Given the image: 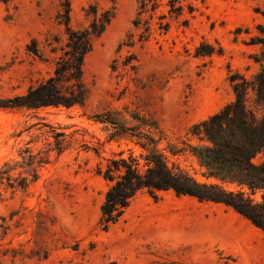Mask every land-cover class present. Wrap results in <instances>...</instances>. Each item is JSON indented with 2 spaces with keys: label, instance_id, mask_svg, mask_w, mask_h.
<instances>
[{
  "label": "rangeland",
  "instance_id": "1",
  "mask_svg": "<svg viewBox=\"0 0 264 264\" xmlns=\"http://www.w3.org/2000/svg\"><path fill=\"white\" fill-rule=\"evenodd\" d=\"M67 1L75 30L89 26L87 11L92 6L99 14L114 9L116 16L85 58L89 98L84 108L0 109V166L17 158L27 143L45 147L50 127L71 141L61 156L52 155L51 164L27 192L3 193L0 225L6 222L9 229L0 227V264H264V245L246 246L235 234L241 228L264 239L261 229H253L250 221L223 204L201 203L172 191L161 193L158 201L141 193L123 218L104 231L101 207L111 184L97 170L121 152L128 157L130 150L135 155L142 151L129 138L109 142L105 126L90 119L104 110L125 108L156 118L167 135L160 148L172 143L184 149L176 156L166 150L170 165L200 183H215L206 178L188 145H207L193 135L195 125L235 100L231 74L257 84L264 65V34L259 29L264 28V0H186L195 12L190 15L186 9L171 21L166 34L158 25L159 16L167 14L164 6L145 43L138 42L133 28L139 0L0 2L1 98L25 94L53 75V62L68 43L60 23ZM131 34L136 45L122 46ZM33 40L41 57L27 50ZM199 48H214L216 53L199 57ZM247 103L259 119L264 117V101L252 90ZM255 162H264V152ZM225 187L255 204L263 202V191L251 194L236 185ZM40 213L55 218L50 230L42 227L45 217ZM46 252L49 257L41 259Z\"/></svg>",
  "mask_w": 264,
  "mask_h": 264
},
{
  "label": "trees",
  "instance_id": "2",
  "mask_svg": "<svg viewBox=\"0 0 264 264\" xmlns=\"http://www.w3.org/2000/svg\"><path fill=\"white\" fill-rule=\"evenodd\" d=\"M12 1L0 0L5 5ZM163 1L139 0L137 16L133 21L139 43L150 40L153 20L164 6L167 8V14L162 13L159 16L158 25L161 33L165 34L171 28V21L182 17L186 9L190 15L195 12L194 6L185 4L186 0H166L165 4ZM66 3L64 13H60V23L67 30L68 43L66 49H62V54L53 62V75L31 86L25 94L10 98L0 97L1 110L37 112L46 108L69 109L86 106L89 89L84 80L85 58L93 50L94 42L107 31L115 19L116 12L112 9L99 14L98 8L92 6L91 10L87 11V16L91 18L89 26L75 30L71 26V5L69 1ZM168 17L170 21L166 20ZM259 29L264 34V28L260 26ZM128 39L122 46L134 47L135 35L131 34ZM27 50L36 57L42 56L37 40H33ZM222 52L220 47L218 54ZM52 53L57 54L58 50L53 48ZM214 53V48L208 51L197 49L199 57ZM263 74L262 64L255 86L239 74H231L228 79L235 93V100L194 127L193 135L200 137L207 145H188L189 151L205 169L206 178L214 180L215 183H200L180 167L170 165L166 150L176 156L184 149L172 143H168L166 149L160 148L167 135L156 118L128 108L124 111L104 110L90 117L105 126L109 142L129 138L142 151L135 155L130 150L128 157L121 152L108 161L106 168L99 167L97 170L98 175L111 184L101 207L100 224L103 230L108 231L116 225L141 193L147 192L158 201L161 193L172 191L177 196L193 197L201 203L223 204L232 208L264 232V195L263 202L255 204L244 193L230 191L225 187L236 185L247 188L251 194L264 192V162H255L256 157L264 152V117L259 119L247 103L251 90L264 101ZM40 124L42 123L34 126ZM50 129L45 139V147L35 148L30 146L32 142L27 143L17 158L7 160L0 166V200L4 198L3 193L13 196L17 192H27L38 182L42 170L51 164L52 155L61 156L71 147L68 135L59 132L55 127ZM22 134L23 132H20L18 136ZM40 215L45 217L42 227L50 230L54 226L55 218L48 214ZM0 227L6 232L9 229L6 222ZM48 257L49 252H46L41 259Z\"/></svg>",
  "mask_w": 264,
  "mask_h": 264
},
{
  "label": "crops",
  "instance_id": "3",
  "mask_svg": "<svg viewBox=\"0 0 264 264\" xmlns=\"http://www.w3.org/2000/svg\"><path fill=\"white\" fill-rule=\"evenodd\" d=\"M219 205H221V204H219ZM245 220H247V219H245ZM249 223H250V225H251V227L253 229H256L257 230V228L251 222H249ZM236 233H239L238 234V236H239V242L241 244H245L246 246H251V244H253V245H255L256 248L259 246V244L260 245L261 244L264 245V239H261L260 237L257 238V235L255 233H253V232L246 231V230H243V229L240 228V229L235 230V234ZM259 236H261V235H259Z\"/></svg>",
  "mask_w": 264,
  "mask_h": 264
}]
</instances>
